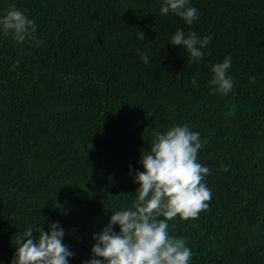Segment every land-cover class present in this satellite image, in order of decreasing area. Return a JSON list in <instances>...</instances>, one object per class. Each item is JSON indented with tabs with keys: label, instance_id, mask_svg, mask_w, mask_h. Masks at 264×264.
Returning a JSON list of instances; mask_svg holds the SVG:
<instances>
[{
	"label": "trees",
	"instance_id": "1",
	"mask_svg": "<svg viewBox=\"0 0 264 264\" xmlns=\"http://www.w3.org/2000/svg\"><path fill=\"white\" fill-rule=\"evenodd\" d=\"M162 4L0 0V18L15 7L36 28L17 43L0 26V264L29 226L36 238L54 222L68 264H85L92 237L137 198L155 132L174 125L206 141L198 162L212 197L169 234L185 239L189 264H264V0H189L192 25ZM180 29L211 37L195 63L170 44ZM228 56L225 96L210 81Z\"/></svg>",
	"mask_w": 264,
	"mask_h": 264
},
{
	"label": "clouds",
	"instance_id": "2",
	"mask_svg": "<svg viewBox=\"0 0 264 264\" xmlns=\"http://www.w3.org/2000/svg\"><path fill=\"white\" fill-rule=\"evenodd\" d=\"M188 5L189 0H163L160 13H174L192 25L199 17L197 9ZM0 26L5 34L11 33L17 43L35 38L34 22L15 7H10L0 18ZM145 38L144 33L139 32L138 39ZM210 40L211 37L200 38L195 32L186 35L180 29L172 36L170 44L186 49L190 62L195 63L202 58V50ZM141 60L147 64L148 55L141 54ZM231 64L228 56L212 68L213 91L225 96L234 84L228 75ZM251 79L254 81L255 77ZM204 143L200 134L187 125H174L164 134L155 132L149 153L141 154L144 171L135 173L134 182L139 185L137 198L129 209L113 212L107 226L92 237L95 241L92 258L85 264H189L191 250L184 238L169 234L168 222L177 217L185 221L196 219L209 207L212 192L203 182L209 168L198 162V152ZM114 226L119 227V232L113 230ZM33 233L29 226L17 238L18 246L10 264H68L74 254L63 243L65 233L58 222L51 223L48 231L40 226L36 238Z\"/></svg>",
	"mask_w": 264,
	"mask_h": 264
}]
</instances>
